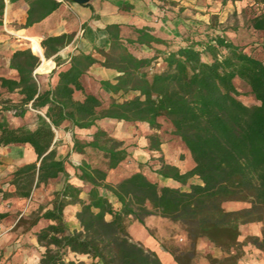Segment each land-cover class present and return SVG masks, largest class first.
<instances>
[{
	"label": "trees",
	"instance_id": "trees-1",
	"mask_svg": "<svg viewBox=\"0 0 264 264\" xmlns=\"http://www.w3.org/2000/svg\"><path fill=\"white\" fill-rule=\"evenodd\" d=\"M23 1L29 6L24 28L40 23L61 5L58 0ZM152 1L159 2L165 13L180 5L177 0ZM253 1L261 9L254 7L249 26L264 33V0ZM184 11L181 6V18ZM4 14L5 0H0V30ZM106 31L110 49L98 50L102 60L93 54L73 56L69 69L59 72L54 88L40 89L35 74L40 58L31 49L18 50L11 57L10 68L18 73L17 80L0 77L1 88L18 95L17 102L0 103V148L28 145L36 156L14 171L11 185L15 190L4 193V198L28 200L34 189L65 178L49 208L40 209L30 221L21 218L17 225L29 230L42 220L48 223L36 233L45 248L40 264H164L129 231L130 223L146 227L150 217L178 226L185 236L182 246L162 245L176 264H196L202 240L223 254L220 258L208 254L209 264H239L247 247L264 252V44L261 54L247 52L217 15L173 39L156 37L147 27L132 28L127 38L118 24L108 25ZM72 39L67 34L45 38L41 43L45 58L50 59ZM95 64L119 73L115 82H102L117 97L108 104L86 93L82 84L83 75ZM157 65L161 70H155ZM47 69V65L39 68ZM237 80L249 88L259 105L247 106L239 99ZM76 92L83 94V100L74 97ZM7 110L21 119L29 111L36 112L35 129L10 125L3 117ZM105 119L141 123L155 131L165 119L189 152L193 168L182 173L161 157L155 173L175 186L152 181L145 171L148 162L111 183L109 173L130 160L132 152L123 140L97 127L89 140H80L74 133L72 152L100 154L105 167L83 162L73 171L87 189L71 184L67 158L59 159L54 147L56 131L64 123L90 130ZM161 145L158 133L149 137L150 151L160 154ZM226 203L245 207L228 210ZM74 205L80 206L75 215L79 230H70L65 218L66 209ZM254 224L262 225L261 234L243 236L242 227ZM71 253L91 261L73 260Z\"/></svg>",
	"mask_w": 264,
	"mask_h": 264
},
{
	"label": "crops",
	"instance_id": "crops-1",
	"mask_svg": "<svg viewBox=\"0 0 264 264\" xmlns=\"http://www.w3.org/2000/svg\"><path fill=\"white\" fill-rule=\"evenodd\" d=\"M58 1L61 2L58 10L40 23L24 28L27 19V11L29 9L28 4L23 0H18L14 3L10 0H5V25L2 29L6 34L0 36V77L17 80L18 73L10 68V60L13 53L18 50L35 47L40 55H37L34 51L32 52L40 58V67L43 68L46 65L48 66V69L45 71L36 69L35 74L38 77L40 89L43 91L48 90L57 85L59 72L69 69L73 56L79 53L93 54L94 57L102 60V56L98 53V50L108 51L110 49V39L106 31L108 25H120L122 27L123 38H127L132 28L147 27L156 37L173 39L178 38L176 33H179L182 28L181 24L184 22V19L178 15L179 10L177 9L182 6L181 4L185 3V0H177L180 2V5L174 8V12L172 13H165V11L160 8L159 2L152 0H91L87 5H79L67 0ZM128 6H132V8H127ZM167 26H172V35L165 32ZM64 34L72 35V41L50 59L45 58L44 49L41 46L42 41L47 37H57ZM38 44L39 47L35 46ZM118 75L119 73L115 70L95 64L83 75L82 84L86 93L95 95L102 101L110 102L111 98L117 97L112 95L106 88L102 87V82H115L114 79ZM1 93L8 94L0 85V94ZM12 96L18 97L16 93L12 94ZM74 97L77 100H83V94L80 92H76ZM15 101L18 100H14V102ZM116 124L121 128L123 127L122 125L127 123L105 119L98 121L97 125L90 130L73 129L69 123H64L61 128L56 131L54 147L57 144L58 136L64 135L66 129L70 136V146L67 148V153L65 155L58 153V158L66 159L74 154L79 155L72 152V135L74 133L77 135L78 139L83 140L85 136L82 137V135H84V133L92 136L96 132L97 127L112 131ZM35 127L36 125L30 129H35ZM141 143L142 145L138 150L132 151L133 156H135L138 162L147 161L150 158V154L156 157V152L150 151L148 148L149 141L147 138L144 137ZM165 154V143L162 142L160 157H163ZM35 159V153L28 145H10L0 148V264H40V260L45 252V248L40 246L37 241L36 233L48 223L42 220L38 225L29 230L18 227L17 225L21 215L17 217L16 213L18 207L24 200L15 197L4 198V193H13L15 190L14 186L11 185L14 171L18 167L32 163ZM180 159L181 156H178L176 160H170L166 156L164 161L167 164L176 166L182 173L193 168L191 158L188 167H186V164ZM66 168L70 175L68 181L79 188L85 189L84 183L75 176L74 171H71L67 167V163ZM61 179L62 184L57 188V191H59L65 182L63 176L51 181L48 185L53 182L61 181ZM158 182L162 185L175 186V183L171 180L162 177H160ZM81 196L82 198L85 197V192L82 193ZM110 200L115 207H119L114 198L110 197ZM243 207L244 206H241V208ZM79 210L80 206L74 205L67 208L65 211L67 226L70 230L80 229L75 217ZM158 221H160L158 217L148 218L146 220V227L143 226L144 238L141 239L142 241L140 239L134 240L141 242L147 248L155 251L164 264H176L173 257L164 250L162 244L148 232L147 228L155 227ZM261 229V224H254L242 227V232H245V235H260ZM181 239L184 241L185 236H182ZM203 247H205L206 251L211 253L213 257L220 258L223 255L219 249L213 247L204 240L199 242L198 253L203 252ZM70 258L86 263L91 261L88 257H80L73 253L70 254ZM197 264L209 263L200 262ZM239 264H264V252L252 247H247L245 249V256Z\"/></svg>",
	"mask_w": 264,
	"mask_h": 264
},
{
	"label": "rangeland",
	"instance_id": "rangeland-1",
	"mask_svg": "<svg viewBox=\"0 0 264 264\" xmlns=\"http://www.w3.org/2000/svg\"><path fill=\"white\" fill-rule=\"evenodd\" d=\"M226 1L227 4L224 3V0H185V3L181 5L185 8L182 18L183 16H185L186 18H183L184 22L181 24L182 28L180 29L179 33H176L177 37L179 38L182 34H185L188 31L189 27L201 26L203 23L210 22L212 15H217L222 22H225L229 26L230 34L232 35L233 39L242 46L246 47L247 52L253 51L257 55L261 54L264 44V33L255 32L249 26L250 17L255 11L254 7H256V9L258 10H260L261 7L256 5L253 6V0H245L242 3L237 2L236 4H233L230 0ZM172 29V26H167L165 28V32L172 35ZM4 34H6V32L1 29L0 36ZM40 66L41 62L39 67ZM39 67L37 69H39ZM155 70H161L160 65H157L155 67ZM237 86L241 93L239 99L245 105H259L256 99L250 94L249 88L244 83L237 80ZM6 100L14 101L18 100V97L12 96V94L1 93L0 103ZM105 103L107 104L109 102L106 101ZM3 117L9 122L10 125L14 127L31 128L36 125V112L34 111H29L26 116L21 119L15 118L13 115V111L7 110L4 111ZM160 122L162 124V128L159 131L150 130L146 125L139 123L124 124L121 128H119L116 124L113 130L109 131V133L113 137L123 140L125 144L129 146L130 152H134L141 147V142L144 137L149 141V137L156 132L159 134L161 141L165 143L166 154L163 155V159L167 156L170 160H176L178 156H181L180 160L184 162V164H186V167H188V163L190 162L191 157L186 147L179 138L175 137L172 134V127L165 119H161ZM82 137H84L83 140H89L91 138V136L87 133H84ZM69 146L70 136L66 129V133L64 135L58 136V141L55 149L57 150V153L65 155ZM133 152L132 158L130 160L124 162L116 170L109 173L108 180L111 183H117L138 170L139 163L145 164L148 162L149 166L145 168V171L152 181L158 182L160 177L155 173V171L161 165L160 154L156 153V157H153L152 154H150V158L147 161L138 162L135 156H133ZM83 162H88L94 167H105V160L102 158V156L92 151H87L83 155L74 154L67 157V167L71 171H73L76 166L82 164ZM193 182H196V180H193ZM61 184L62 179L61 181L53 182L50 185H41L39 188L34 189L31 198L28 200H24L18 207L16 216L19 217L21 215V218L23 220L30 221L32 216L38 213L40 209L49 208L53 200V194L55 191H57V188L61 186ZM85 188L87 189L86 186ZM241 206L245 207V205H241L239 203L225 204V207L228 210H238L241 208ZM26 227L27 226H22L24 230ZM129 229L134 239L141 240L144 238V229L140 223H130ZM148 232L152 236H154L162 245L171 246L178 244L182 246L185 244V242L181 239L182 235L179 231L178 226L168 221H162L160 219V221L155 224V227L148 228ZM244 233L245 232H243V236L246 234ZM208 254L212 255L211 253L206 251L205 247H203V252L199 253L196 264L200 262H208V260L206 259V256Z\"/></svg>",
	"mask_w": 264,
	"mask_h": 264
},
{
	"label": "water",
	"instance_id": "water-1",
	"mask_svg": "<svg viewBox=\"0 0 264 264\" xmlns=\"http://www.w3.org/2000/svg\"><path fill=\"white\" fill-rule=\"evenodd\" d=\"M67 1L79 4V5H87L89 4L91 0H67Z\"/></svg>",
	"mask_w": 264,
	"mask_h": 264
},
{
	"label": "built area",
	"instance_id": "built-area-1",
	"mask_svg": "<svg viewBox=\"0 0 264 264\" xmlns=\"http://www.w3.org/2000/svg\"><path fill=\"white\" fill-rule=\"evenodd\" d=\"M32 49V51H33V48H31ZM36 53V52H35ZM37 54V53H36ZM37 55H39V54H37Z\"/></svg>",
	"mask_w": 264,
	"mask_h": 264
}]
</instances>
